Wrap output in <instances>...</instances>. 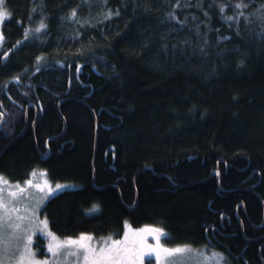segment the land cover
Returning <instances> with one entry per match:
<instances>
[{
	"label": "trees",
	"instance_id": "trees-1",
	"mask_svg": "<svg viewBox=\"0 0 264 264\" xmlns=\"http://www.w3.org/2000/svg\"><path fill=\"white\" fill-rule=\"evenodd\" d=\"M2 5L0 176L75 184L40 209L52 232L153 225L264 264V0Z\"/></svg>",
	"mask_w": 264,
	"mask_h": 264
},
{
	"label": "snow or ice",
	"instance_id": "snow-or-ice-1",
	"mask_svg": "<svg viewBox=\"0 0 264 264\" xmlns=\"http://www.w3.org/2000/svg\"><path fill=\"white\" fill-rule=\"evenodd\" d=\"M4 0H0L2 5ZM179 6V5H177ZM244 3H237L236 8L246 7ZM264 9V5H261ZM261 19L264 13L257 10ZM11 14L6 8L0 7V23L4 22ZM113 13L108 12L105 18H109ZM116 15H119L117 12ZM171 16V14H169ZM242 15V14H241ZM76 16V9H73L70 18ZM175 19L174 16H171ZM232 20L233 17H227ZM247 19V17H245ZM45 28L43 22L36 29L39 32ZM27 32V29L25 30ZM4 37L0 35V40ZM19 43V41H18ZM7 55V53H5ZM39 59V58H37ZM77 66V71H79ZM34 175V173H33ZM26 186L36 188L44 193L36 199V203L31 207L30 212L25 209L27 214H19L17 198L21 194L27 193V187L20 184L10 186L9 182L0 177V264H65L69 257H75L76 264H143L145 256L155 255L158 264H162L174 253L185 249H170L163 247L160 243L163 229L153 226H145L135 231H125L122 239H113L111 236L102 238L100 242L93 243L94 237L88 233H81L78 237H65L61 240L48 229V221L40 220L37 216V209L46 196L53 192L48 187V182L44 184H33L31 179L25 181ZM4 186H9L8 197L3 195ZM62 186L57 184L56 188ZM45 189L47 191L45 192ZM29 195H31L29 193ZM40 232L49 238L47 251L51 254V259L37 260L33 248V234ZM148 237L156 241L155 244L148 242ZM217 258L215 264H222L223 256L214 253Z\"/></svg>",
	"mask_w": 264,
	"mask_h": 264
},
{
	"label": "rangeland",
	"instance_id": "rangeland-1",
	"mask_svg": "<svg viewBox=\"0 0 264 264\" xmlns=\"http://www.w3.org/2000/svg\"><path fill=\"white\" fill-rule=\"evenodd\" d=\"M0 7L4 8L3 5H0ZM1 25H2V23H0V35H2ZM1 42H2V40H0V46H1ZM24 116H25V112H24ZM26 116H27V111H26ZM4 131H8V129L6 130V128H5ZM33 173H34V175H33ZM0 177H3V176H0ZM3 178L9 182L10 186H14L18 183L23 187H27V193L21 194L20 197L17 198L18 203H16V206L19 208V214H21V215L27 214L25 212V209H28V211L30 212L31 207L34 206L36 203V199L38 197L44 195V193L39 192L36 188L31 187V186H26L25 181L31 179L33 181V184L43 185L45 180H47L48 187L52 188L53 192L46 196V198L40 203L39 208L37 209V216L40 220L46 219V217L41 214L40 209H41L42 205L44 204V202L46 201L47 198H49L51 195L59 192L62 189L75 186V184H73V183L51 182L49 180V178L47 177L45 171H43V170H34V171L32 170L30 172L29 176L20 182L19 181L18 182H12V181L6 179L5 177H3ZM57 184L61 185L62 187L57 189L56 188ZM9 190H10L9 186H4L3 195L5 197H8ZM46 191H47V189H45V192ZM29 193L31 195H29ZM145 226H153V225H144V226H141L139 228H136V227H132L128 222H126L124 224V232H123L122 236L119 238H114V237H112V238L113 239H122L125 231H128V230L135 231L138 229H142ZM48 229L51 231V229L49 228V225H48ZM52 233H54V232H52ZM37 236L43 240L41 243H42V246H44V249H43L44 255H42V256L39 255V247L36 248V246H35ZM59 238L61 240L64 239L61 237H59ZM97 239L98 238L94 237L93 243H97V242H100L102 240V239H98V240ZM148 242L150 244L156 243L155 240L153 242H151L149 239H148ZM48 243H49V238H47L44 234H42L40 232L33 234V248L35 250L37 260H45V259L50 260L51 259V254L47 251ZM160 243L163 247L170 248V249H175V248L185 249L184 251L174 253L172 256L168 257L165 261H163L162 264H215V261L217 258L213 257L214 253L222 254V256H223L222 264H230L231 263L225 252L220 251V250L216 249L215 247H211L212 245H210V246L205 245V246L196 247V246L189 245V244L168 245V244L163 243V242H160ZM65 264H76L75 257H69L65 261ZM143 264H158V262L155 258V255L153 254V255L145 256Z\"/></svg>",
	"mask_w": 264,
	"mask_h": 264
},
{
	"label": "flooded vegetation",
	"instance_id": "flooded-vegetation-1",
	"mask_svg": "<svg viewBox=\"0 0 264 264\" xmlns=\"http://www.w3.org/2000/svg\"><path fill=\"white\" fill-rule=\"evenodd\" d=\"M168 237V233H166L165 231H163V235L161 236V239H160V242H163L164 243V240L166 239ZM148 239L151 241V242H153L154 240L150 237H148ZM214 239V238H213ZM209 240V239H208ZM214 240H216V239H214ZM214 240L213 241H210L209 240V246L210 245H212L211 247H215L216 249H218V250H220V251H222V242H221V244H220V242H219V245L220 246H218V245H216L215 243H214ZM208 246V245H207ZM145 259V258H144Z\"/></svg>",
	"mask_w": 264,
	"mask_h": 264
},
{
	"label": "water",
	"instance_id": "water-1",
	"mask_svg": "<svg viewBox=\"0 0 264 264\" xmlns=\"http://www.w3.org/2000/svg\"><path fill=\"white\" fill-rule=\"evenodd\" d=\"M31 105V103H29L28 105H26V107H25V117H26V111H27V109H28V107ZM21 134V133H20ZM16 137H14L13 139H12V141L15 139ZM11 141V142H12ZM48 141V140H47ZM212 174H215L216 176H218V172L217 171H213L212 172ZM211 174V175H212Z\"/></svg>",
	"mask_w": 264,
	"mask_h": 264
},
{
	"label": "bare ground",
	"instance_id": "bare-ground-1",
	"mask_svg": "<svg viewBox=\"0 0 264 264\" xmlns=\"http://www.w3.org/2000/svg\"><path fill=\"white\" fill-rule=\"evenodd\" d=\"M35 122V121H34ZM34 122H33V124H34ZM46 146H47V143H46Z\"/></svg>",
	"mask_w": 264,
	"mask_h": 264
}]
</instances>
